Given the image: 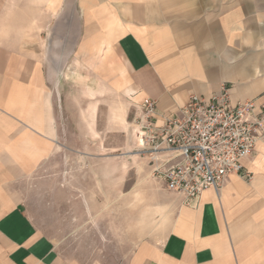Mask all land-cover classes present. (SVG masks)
<instances>
[{
    "label": "crops",
    "instance_id": "crops-1",
    "mask_svg": "<svg viewBox=\"0 0 264 264\" xmlns=\"http://www.w3.org/2000/svg\"><path fill=\"white\" fill-rule=\"evenodd\" d=\"M78 1L90 75L133 109L150 98L158 113H173L222 85L233 102H264V0ZM35 61L23 53L0 71V264H80L24 208V182L54 141L51 95ZM242 163L248 179L230 175L189 204L174 193L163 233L120 264H264V143Z\"/></svg>",
    "mask_w": 264,
    "mask_h": 264
},
{
    "label": "rangeland",
    "instance_id": "rangeland-1",
    "mask_svg": "<svg viewBox=\"0 0 264 264\" xmlns=\"http://www.w3.org/2000/svg\"><path fill=\"white\" fill-rule=\"evenodd\" d=\"M56 1L0 0V71L9 58L30 54L52 100L53 148L24 182V208L63 256L120 264L136 244L163 233L176 194L136 149L138 107L90 75L79 1Z\"/></svg>",
    "mask_w": 264,
    "mask_h": 264
},
{
    "label": "built area",
    "instance_id": "built-area-1",
    "mask_svg": "<svg viewBox=\"0 0 264 264\" xmlns=\"http://www.w3.org/2000/svg\"><path fill=\"white\" fill-rule=\"evenodd\" d=\"M138 111V151L152 176L186 204L209 188L219 189L230 175L250 178L242 162L264 143V102H233L230 88L222 85L208 96L190 95L173 113H158L150 98Z\"/></svg>",
    "mask_w": 264,
    "mask_h": 264
},
{
    "label": "bare ground",
    "instance_id": "bare-ground-1",
    "mask_svg": "<svg viewBox=\"0 0 264 264\" xmlns=\"http://www.w3.org/2000/svg\"><path fill=\"white\" fill-rule=\"evenodd\" d=\"M137 142H138V144H137V148L136 149H139L140 148V140L138 139V137H137Z\"/></svg>",
    "mask_w": 264,
    "mask_h": 264
}]
</instances>
